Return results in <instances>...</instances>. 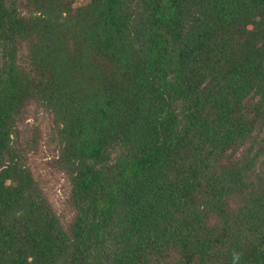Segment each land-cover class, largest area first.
Segmentation results:
<instances>
[{
  "label": "trees",
  "instance_id": "trees-1",
  "mask_svg": "<svg viewBox=\"0 0 264 264\" xmlns=\"http://www.w3.org/2000/svg\"><path fill=\"white\" fill-rule=\"evenodd\" d=\"M263 156L264 0H0V264H264Z\"/></svg>",
  "mask_w": 264,
  "mask_h": 264
},
{
  "label": "rangeland",
  "instance_id": "rangeland-1",
  "mask_svg": "<svg viewBox=\"0 0 264 264\" xmlns=\"http://www.w3.org/2000/svg\"><path fill=\"white\" fill-rule=\"evenodd\" d=\"M29 123L31 125L40 124L43 129L46 128L48 124V115L45 112H38V115H33L29 118ZM47 158V151L43 150L36 159V164L38 167L45 166ZM261 165H264V156L261 158ZM47 187L52 195L53 202L55 206L59 209H63V198L66 192V185L67 182L62 176H60L58 173L52 174L47 178Z\"/></svg>",
  "mask_w": 264,
  "mask_h": 264
}]
</instances>
